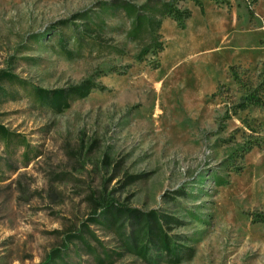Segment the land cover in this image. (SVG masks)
I'll list each match as a JSON object with an SVG mask.
<instances>
[{"label":"rangeland","instance_id":"obj_1","mask_svg":"<svg viewBox=\"0 0 264 264\" xmlns=\"http://www.w3.org/2000/svg\"><path fill=\"white\" fill-rule=\"evenodd\" d=\"M119 1L0 0V71L26 82H0V125L20 137L9 149L0 139V264H43L67 243L54 264H168L123 251L99 222L111 203L175 216L167 229L187 251L179 264H264V223L247 214L264 213V149L242 157L249 137L264 139V108L219 126L238 96L229 66L218 82L231 91L204 95L185 68L161 66L163 8L152 16L150 37L137 40ZM230 3L248 15V0ZM251 6L252 26L264 31V0ZM262 61L243 63V75L254 78ZM85 79L107 90L63 113L35 102L31 87ZM22 143L31 145L29 157Z\"/></svg>","mask_w":264,"mask_h":264},{"label":"trees","instance_id":"obj_2","mask_svg":"<svg viewBox=\"0 0 264 264\" xmlns=\"http://www.w3.org/2000/svg\"><path fill=\"white\" fill-rule=\"evenodd\" d=\"M180 1H192L202 10L204 9L205 0H168L163 6L157 5L155 0H147L142 5H137L135 0H121L119 1L120 8L124 11L125 16L131 20V28L128 31V36L141 40L150 37V29L152 27V16L163 8L167 17L175 20L180 28H184L186 22L190 19L192 12L187 8L178 6ZM215 3H225L230 8V0H212ZM249 4L247 11L252 25H255L256 11L251 6V3H257L260 0H248ZM159 6V7H158ZM86 30H92L91 27L85 25ZM61 49L65 50L63 54L68 56V51L64 44H61ZM162 45L154 51L158 55L163 52ZM261 68L258 74L253 78L248 75H243L246 71L243 64H234L228 67V77L232 78L237 84V97L230 103V107H226V111L219 126L224 125L233 116L239 115L241 112L247 111L251 108H264V60L260 62ZM159 65L156 64L155 68ZM8 81L13 84H23L26 82L18 80L17 76L8 71H0V82ZM35 96V102L41 107L55 113H63L69 109L71 105L79 100L88 97L92 91L100 90L106 91L105 85L99 84L92 79H85L77 85H72L62 89L47 90L40 87H31ZM231 91L224 83H219L216 91L212 94L213 98L224 97ZM3 92V87L0 85V95ZM246 127L252 131L255 129L250 125L247 119L243 120ZM260 133V132H259ZM20 138L12 131L0 125V139L4 140L7 148L11 147L14 139ZM249 137L246 145L243 146L242 157L258 148L264 149V139L261 141ZM25 148L23 156L29 157L32 153L31 145L29 143L21 144ZM242 168L238 170V173ZM105 212L100 215L101 225L110 230L117 236L118 241L123 251L134 254L146 260H160L168 264H179L182 262L184 256L187 254L185 246L175 239L174 235L170 234L168 227L178 219L175 216L160 213L158 210L143 211L138 208L114 206L112 203L105 207ZM253 222L264 223V213L248 212L247 213ZM129 220L127 225L123 220ZM73 237L84 240L81 233H76ZM71 242V241H70ZM70 244L67 243L63 248L52 250L47 260L43 264H54L55 260H60L62 255L69 250ZM104 258L110 259L108 250H104ZM104 259V261L106 260Z\"/></svg>","mask_w":264,"mask_h":264},{"label":"crops","instance_id":"obj_3","mask_svg":"<svg viewBox=\"0 0 264 264\" xmlns=\"http://www.w3.org/2000/svg\"><path fill=\"white\" fill-rule=\"evenodd\" d=\"M188 9L192 15L184 28L170 17L160 24L167 44L161 55L165 70L185 68L196 89L207 95L216 90L226 67L264 60V31L252 26L249 14L241 16L211 0L204 1L203 10L194 2Z\"/></svg>","mask_w":264,"mask_h":264}]
</instances>
